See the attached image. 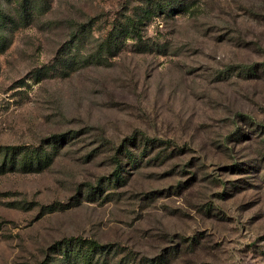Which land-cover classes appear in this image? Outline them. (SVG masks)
I'll list each match as a JSON object with an SVG mask.
<instances>
[{"label":"rangeland","instance_id":"1","mask_svg":"<svg viewBox=\"0 0 264 264\" xmlns=\"http://www.w3.org/2000/svg\"><path fill=\"white\" fill-rule=\"evenodd\" d=\"M69 239L264 264V0H0V264Z\"/></svg>","mask_w":264,"mask_h":264},{"label":"trees","instance_id":"2","mask_svg":"<svg viewBox=\"0 0 264 264\" xmlns=\"http://www.w3.org/2000/svg\"><path fill=\"white\" fill-rule=\"evenodd\" d=\"M148 13H151L149 10H147ZM132 25V30L134 31L137 25V22L134 21ZM130 31V30H127ZM124 32V29H119L116 32H113L109 36V43L112 45L113 43L117 42V36L119 33ZM39 152H34L30 155V157L34 158L39 156ZM124 175L122 174V168H119V170L115 173V179L116 181H124ZM57 245H60L62 251H64L63 256L66 257V260L70 263V259H74L73 257L77 256L81 260V264H97L96 257L99 254H103V251L105 247L100 246L98 243L94 241L90 242H84L76 239H69L62 241L60 243H57ZM56 245V246H57ZM72 257V258H71ZM96 260V261H95ZM157 264H162V261H157Z\"/></svg>","mask_w":264,"mask_h":264}]
</instances>
